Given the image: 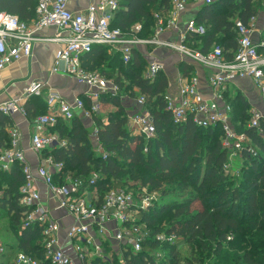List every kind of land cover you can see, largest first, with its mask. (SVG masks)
I'll return each instance as SVG.
<instances>
[{"label":"trees","instance_id":"16d2710c","mask_svg":"<svg viewBox=\"0 0 264 264\" xmlns=\"http://www.w3.org/2000/svg\"><path fill=\"white\" fill-rule=\"evenodd\" d=\"M261 1L221 0L211 5L197 4L202 7L190 22L203 28L205 33L187 34L184 45L202 54L219 48L231 61L238 50L239 35L235 24L241 21L249 25L253 18L264 12ZM36 7V0H0V12L18 16L27 23L35 19ZM170 8V0H122L111 27L129 34L134 25L140 24L139 38L150 39L154 35V14L168 12ZM179 40L178 36L176 42ZM146 48L135 47L128 64L124 63L120 53L107 47H96L82 58L86 72L112 81L120 89L117 96L103 95L100 98L101 112L106 113L107 123L99 119L98 139L108 159L103 160L94 151L91 122L78 118L50 130L66 145L44 153L45 158L64 164L63 179L71 175L83 182V191L97 197L98 206L102 205L110 190L144 186L153 191L168 180L175 184L171 190L164 191L157 205L138 218V222L147 225L152 233V238L143 244L139 254H132L130 249L120 250L111 242L98 239L107 261L97 258L90 264H264V135L248 129V103L237 90L225 93L227 104L233 110L234 130L246 134L257 153L253 156L244 152L240 176L236 177L224 172L229 160L222 147L224 133L221 126L204 130L192 121L180 126L174 124L164 99L171 88L169 74L165 68L153 82L145 78L149 65L144 54ZM259 52L264 54V48ZM182 60L179 71L185 76L194 74L195 67L189 62L196 63L189 58ZM97 63L102 66L99 71L95 70ZM125 84L130 88L125 89ZM141 95L146 98L145 109L156 130V137L149 141L131 135L128 130L129 117L140 109L132 106L131 112L127 103ZM124 96L129 98L121 99ZM83 99L89 109L90 102L84 96ZM24 108L30 118L47 113L46 103L41 98L26 100ZM10 126L13 121L0 115V151L10 146L6 132ZM93 174L97 180L91 185ZM26 183L22 165L14 164L10 173L0 170V222L6 223L0 229L11 232L16 244L3 243L7 253L17 251L41 264H52L46 260L42 229L30 228L20 232L27 211L20 205L21 189ZM55 183L63 182L57 177ZM187 191L186 199L162 202L168 195ZM164 216L170 218L168 225L159 223ZM162 232L176 235L181 241L173 246H161L153 237ZM2 233L0 230V240ZM231 235L234 239L228 241ZM183 246L190 249L191 256L186 262L181 258L180 247ZM121 251L123 259L119 258ZM158 252L162 257L155 255Z\"/></svg>","mask_w":264,"mask_h":264},{"label":"built area","instance_id":"2783aa9c","mask_svg":"<svg viewBox=\"0 0 264 264\" xmlns=\"http://www.w3.org/2000/svg\"><path fill=\"white\" fill-rule=\"evenodd\" d=\"M221 0H170L168 12L154 14V35L150 39H140V24L131 28L129 34L120 29H113L112 22L122 0H92L84 12L74 13L70 10L72 0H36V19L31 23L22 21L18 16L0 12V71L30 58L39 44H53L61 49L55 58L51 76L73 78L84 90L83 96L91 104L88 109L83 96L72 100L64 98L60 93L51 90L48 82L32 81L24 89L21 96L8 101H0V115L12 120L20 116L30 123L33 134L30 139V151L35 155L37 168L27 158L26 148L22 143V133L13 124L6 132L10 138V146L0 151V170L10 173L14 164L23 166L27 183L21 189L20 205L27 211L21 223V232L30 228H41L43 232L46 260L52 264H90L94 259L107 261L104 250L98 239L116 245L120 250L130 249L137 255L143 244L152 238L147 225L140 224L138 218L143 212L157 205L162 199L161 189L149 190L140 186L132 190H110L104 196L101 206L98 198L88 191H83V182L71 175L63 179V163L53 158H45L44 153L56 147H64L56 135L50 130L60 123L72 121L74 118L88 120L94 125L93 137L95 153L108 159L98 139V120L101 116L100 98L103 95L117 96L120 89L112 81L97 74L86 72L82 66V58L90 54L96 47H107L120 53L124 63L128 64L135 47L148 46L165 49L179 55L181 59H190L208 71V88L206 96L200 88V79H179L176 94L167 93L164 97L166 110L171 114L175 125L192 123L204 130L221 126L224 136L222 147L228 154V163L224 172L239 177V171H233V163L241 161L244 152L253 156L257 153L251 146L250 138L237 133L232 124L233 110L227 104L225 93L229 86L241 81H251L257 89L261 109L252 108L249 113L248 129L264 135V54L259 50L264 43L256 44L253 38L254 28L241 21L235 24L238 37V50L229 61L222 50L215 48L209 54H202L187 48L184 43L189 33L204 34L203 28H197L194 22H186L184 29H179L183 16L191 3L211 5ZM53 31L52 35L44 34ZM179 34V42L163 39L166 35ZM165 70L164 64L153 60L149 63L145 78L153 82L156 76ZM31 98L44 99L47 113L31 119L24 108V102ZM124 96L121 99H128ZM139 112L131 114L128 127L130 134L147 141L156 137V130L151 115L146 111L145 96L135 99ZM147 151V150H145ZM59 177L62 184H56ZM97 180L93 175L91 185ZM39 185L44 187L48 199L45 201ZM48 200L55 209L64 212L65 218L73 223L64 228L62 220L52 215ZM63 233V234H62ZM161 246L175 245L181 241L179 237L165 232L153 237ZM234 237H228L233 241ZM120 259H123L121 251ZM7 254L4 243L0 240V260ZM162 257L160 252L155 254ZM109 258V257H108ZM12 264H41L31 256L17 252Z\"/></svg>","mask_w":264,"mask_h":264},{"label":"crops","instance_id":"0c3cea01","mask_svg":"<svg viewBox=\"0 0 264 264\" xmlns=\"http://www.w3.org/2000/svg\"><path fill=\"white\" fill-rule=\"evenodd\" d=\"M92 0H72L70 4V10L74 13L84 12L88 6L91 4ZM202 6L197 4H191L188 7V11L185 14V17L182 19V23H180L179 29H184V24L186 22H190V19H194L201 9ZM35 19H36V10H35ZM34 19V20H35ZM34 20H31L29 24H31ZM249 25L254 28L253 30V38L256 44L264 43V12H260L256 18H253ZM53 31H46L44 34L52 35ZM172 36V37H171ZM179 36V34H178ZM178 36L176 34H168L163 39L169 40L172 42H176L178 40ZM146 59L149 60V63L153 60L160 61L164 64V67L169 74V79L171 82V88L169 93L176 94L177 85L179 79L189 80L192 77H197L200 79V88L202 93L206 96L210 94V89L208 88V71L200 66L199 64H193L191 61L189 64L195 67L194 74L190 73L185 76L179 71L180 65L184 62L177 54L165 49H158L153 47L146 46ZM60 47L53 44H39L34 47L33 55L30 58L22 59L20 62L15 63L9 66L4 71H0V101H8L11 99H15L23 93L24 89L28 86L29 82L32 81H41L48 82L51 90H55L60 93L64 98L68 100H72L76 97L83 96V88L77 84V82L71 77H62V76H51L50 72L53 67L54 61L58 52L60 51ZM144 50V49H143ZM141 51V50H140ZM187 60V59H186ZM187 62V61H185ZM236 86H229L228 90L231 93L233 90H237L246 100L249 105V112L252 108L261 109L262 106L259 101V95L257 89L254 87L251 81H241L235 84ZM43 102L45 103L44 99ZM227 102V100H226ZM135 108L139 110L136 105L135 99L129 101L127 103L128 110L130 108ZM32 112L35 109L30 106L29 108ZM133 112V111H131ZM105 112L102 111L101 117H104V120L107 123V118L105 117ZM99 118V119H100ZM34 119V118H31ZM13 124L17 125L22 133V143L23 146L28 150L27 158L29 162L33 166V171L35 173L37 168V161L35 155L30 151V139L33 134V128L30 123L25 122L22 117L15 116L12 118ZM94 129V125L92 126ZM39 189H41L43 199L46 201L48 199V194L44 187L39 185ZM48 206L52 209V215L61 219L62 225L64 228H68L72 223L71 218H65L64 212L55 209V205L48 200ZM9 239L6 238V241L1 237V241L7 243L9 245H15V239L12 236L11 232L3 231ZM63 234V233H62ZM3 236V234H2ZM4 237V236H3ZM15 252H8L5 258L0 260V264H7V262L12 263Z\"/></svg>","mask_w":264,"mask_h":264},{"label":"rangeland","instance_id":"374dc122","mask_svg":"<svg viewBox=\"0 0 264 264\" xmlns=\"http://www.w3.org/2000/svg\"><path fill=\"white\" fill-rule=\"evenodd\" d=\"M264 5V0L261 1V4L260 6ZM262 10V9H261ZM110 53V52H109ZM112 54V53H111ZM102 66L97 63V65L95 66V70L99 71V68H101ZM125 89H129L130 88V85L129 84H125L124 86ZM102 113V112H101ZM106 117V116H105ZM100 120H102L103 123H105L106 121L104 120V117H101ZM100 120L98 122H100ZM128 130L130 132V128L128 127ZM91 140H92V144H93V148L95 149V141H94V137H93V131L91 130ZM97 155V154H96ZM241 162L239 160H236L232 165H233V171H239V169L241 168ZM94 175V174H93ZM92 175V177H93ZM164 185L161 186V192L162 194L164 193V191H168L169 189L171 190V188H174V185L175 184H171L170 180L168 181H165L163 183ZM140 187V186H137V188ZM135 189V188H133ZM132 190V188L130 189ZM188 195H189V191L187 192H184V193H181L180 195H177V194H173V195H168L167 197H165V199L162 200L163 203H172L174 202V200H182V199H186L188 198ZM169 216H164L162 217L160 220H159V223H161L162 225H168L169 223ZM6 223L4 222H0V226L3 228L5 227ZM0 227V228H1ZM21 230V229H20ZM6 232V231H5ZM21 232V231H20ZM19 232V233H20ZM3 236L1 235V237L4 239V241H6V238L9 239L8 237L5 238V236H7L6 234H4V232L2 233ZM180 251H181V258H182V262H186V260H188V258L191 256L190 255V249L189 247L187 246H183V247H180ZM207 264V263H205ZM208 264H211V263H208Z\"/></svg>","mask_w":264,"mask_h":264}]
</instances>
